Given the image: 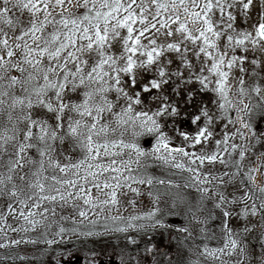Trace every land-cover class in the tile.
Wrapping results in <instances>:
<instances>
[{
	"label": "snow or ice",
	"instance_id": "1",
	"mask_svg": "<svg viewBox=\"0 0 264 264\" xmlns=\"http://www.w3.org/2000/svg\"><path fill=\"white\" fill-rule=\"evenodd\" d=\"M71 3L72 0H69ZM64 4L65 0H0V25L13 33L9 36L4 27H0V198L7 206V213L0 216V234L5 241L0 243V248L22 242L35 244L36 240L9 239L7 231L28 233L38 226L50 228L52 222L48 213L55 216L56 210L44 207L45 204L70 205L85 219L90 210L100 209L103 212L104 207L108 206L118 212L119 189L131 188L132 184H153L150 177L134 175L136 170L132 167L133 164L139 165L140 158L151 155L188 173L186 186L195 187L200 193L196 203L176 194L179 203L186 207L187 223L203 225L195 238L188 226L176 229L187 234L182 243L188 245V254L197 257L190 264H202L201 258L204 261L217 260L225 249L229 250V255L239 249L243 257L245 249L240 246V238L253 229L247 224L242 232L229 228L227 218L232 213L226 210L225 197L220 193H217L219 200L213 202V207L220 209L224 218L221 228L224 232L223 247L209 248L204 244L202 250L197 251L200 245L195 240L209 239L207 225L213 219V211L206 203L212 189L205 186L211 184L212 180L210 174L202 173L201 168L205 162L219 161L235 169L233 173L225 172L224 175L240 176L241 183L247 185L248 191L238 198L244 207L236 213L246 221L249 216L264 218V187L256 183L259 168L244 171V150L239 152V159H224L222 153L231 157L239 147L232 144L229 149L227 135L223 142L216 141L215 151H207L205 142L213 135L208 127L213 116L206 106L193 117V124H198L201 116L207 122L194 136L190 137L188 132H178L173 124L171 132L174 135L178 132L181 144L188 146L173 145V136L168 132L169 121H175L180 116V109L162 94V87L169 83L172 76H183V72H168L160 61L165 46L157 45L155 39H149V44L144 45L142 38H146V33L160 32L161 29L165 30V35L172 36V25H177L176 32L183 39L179 43L167 44L166 49L178 54L183 67H192L186 59L189 51L186 42H191L194 49L198 48L195 51L197 59L203 54L213 61L208 71L219 77L214 90L222 101L219 104L221 118L233 123L228 114L229 109L235 107L228 97L229 73L222 70V66L231 69L237 62L243 63L250 51L254 56L257 51L264 54V8L250 30H240L235 28L237 16L247 23L253 0H151L156 9L151 21L145 15L150 13V6L144 0H83L82 5L77 0V5L86 9L81 16L71 13ZM17 11L20 15L14 16ZM25 13L28 14L26 20L22 18ZM121 30H126L123 37ZM224 36L228 46L221 52L217 42ZM118 38L122 40L119 55L111 51L112 42ZM237 48L245 55L236 56ZM229 50L233 53L230 58ZM85 54H89L87 59L82 58ZM251 62L256 67L260 65L258 59L254 58ZM171 63L172 60H167V64ZM70 64L72 67H69ZM205 67L207 65L201 66V74L196 77L203 88L211 83L203 75ZM241 71L244 69L241 68ZM14 72L18 75H13ZM151 72L155 75L141 85L140 91H135L143 74ZM253 75L257 73L253 72ZM124 76L130 78L129 90L123 83ZM193 76L194 72L189 81ZM243 85L244 81L241 80L239 93L242 96L247 95ZM153 90L155 95H152ZM262 91L264 89L258 84L253 87L252 92L257 97L254 105L240 101L242 107L236 109V121L242 128H251L253 110L264 115ZM142 93L149 95L142 98ZM110 94H114V98L110 99ZM66 112L70 115L65 124ZM49 113L55 114V127L43 118ZM240 135L243 137L244 134L241 132ZM149 136L155 140L150 152L140 143L142 138ZM65 141H70L73 149L78 150L80 158L74 160L68 156V162L62 164L53 157V153L57 143L63 145ZM197 145H204L199 153L189 151ZM29 150L35 151L36 158H27ZM126 153L127 159H124ZM178 156L186 158L187 163L183 159L177 160ZM26 163L30 165V173L19 174ZM17 180L21 183H17ZM157 183L164 184L165 181L159 180ZM167 183L177 189L180 187L172 181ZM93 189L99 195L93 196ZM131 190L139 194L138 189ZM256 192L259 194L256 195ZM101 195L106 198L100 199ZM155 199L158 202L160 198L157 195ZM238 200L234 197L228 203L236 204ZM249 200L252 201L250 206ZM77 201H82L83 206ZM132 203L135 204V201ZM176 206L174 203L173 207ZM201 213H206L203 220L199 216ZM159 214L157 205L152 211L139 215L104 217L111 222L104 225V232L168 227L158 218ZM9 215L23 223L19 227L9 226ZM89 223L95 225L97 221ZM72 224L75 225L76 221L73 220ZM65 233L99 234L91 230L78 233L75 227L65 228L61 225L54 236L62 241ZM44 236V242L48 245L59 242L57 239H47V231ZM135 242L133 239L132 243ZM145 251L146 254H154L155 245ZM261 253L264 255V242ZM58 255L67 258L71 256V251ZM57 264H60L58 258ZM167 264H173L171 257H167ZM237 264H243V258ZM261 264H264V259Z\"/></svg>",
	"mask_w": 264,
	"mask_h": 264
},
{
	"label": "rangeland",
	"instance_id": "2",
	"mask_svg": "<svg viewBox=\"0 0 264 264\" xmlns=\"http://www.w3.org/2000/svg\"><path fill=\"white\" fill-rule=\"evenodd\" d=\"M127 2V0H125ZM139 2V0H138ZM145 4L150 6V13H145L148 16L149 21L152 20V16L155 15L156 9L155 6L151 4V0H144ZM83 4V0H79V5ZM64 7L69 9L71 13L81 16L85 13L86 9L82 6L77 5V0H72V3L69 4V0H65ZM264 8V0H253V5L250 9V14L248 18V22L244 23L241 20V17L238 15L235 28L240 30H250L251 24L258 19V16ZM139 12V9H137ZM67 14V13H66ZM20 13L17 11L14 13V16H19ZM218 16V13H217ZM23 19L28 18V14L25 13L22 17ZM0 27H4L0 25ZM139 27V24H137ZM159 27V25H157ZM177 25H172V30L174 35L167 36L165 35V30L161 29L160 32L154 33H146V38H142V43L144 45L149 44V39H155L157 45L165 46L164 56L160 58L161 63L166 67V70L170 73H174L177 71L183 72V76H172L169 79V83L163 85L162 94L167 96L169 101L173 103L176 107L180 109V116L175 118V121H169V135L173 136V145L174 146H184L187 147V144H181V138L178 135L179 131L188 132L189 136H194L195 133L202 128L207 123L203 116H201V120L198 124H193L192 120L196 114L200 113L201 108L207 107L210 114L213 116L211 124L208 125L209 131L212 132V137L210 140L206 141L207 151L209 153L215 151L216 149V141L220 140L223 142L225 135L229 137L228 147L231 149L232 144H236L239 146L237 151L229 157L226 153H222L224 159H239V152L244 150L246 152V158L244 160V171L247 172L249 168H259V172L256 173V183L259 186L264 187V115L259 114L258 111L253 110V114L251 116V128L245 129L241 127V124L236 121V109L242 107L240 101L242 100L244 104H253V101L257 99L255 93L252 92L253 87L257 84L264 89V54L260 52H256L255 56L250 51L247 53V59L243 61V63L237 62L233 65L231 69H228L226 66H222V70L227 71L229 73L227 80V87L230 89L228 92V97L231 100L232 104L235 105L234 108L229 109V115L231 116L233 123H229L227 118H221L222 109L219 108V104L222 102L220 95L214 89L216 88V81L219 79L218 76L211 74L208 69L211 67L212 60H208L201 54L200 58L197 59L195 56V51L198 48L194 49L191 42H186L189 51L186 53V59L191 62L192 67L187 68L181 65V60L175 52L169 51L166 49V45L169 43H179L183 38L182 36L176 32ZM4 31L8 33L9 36H12V30L4 27ZM126 35V30H121V37ZM112 52L119 55L122 51V40L118 38L113 41ZM218 46L221 52L225 51L228 46V42L226 36L222 37L218 42ZM184 47V44L181 45ZM236 56L245 55L241 49L237 48L235 53ZM89 54H85L82 58L87 59ZM91 55H95L92 53ZM139 56V54H137ZM233 53L229 50L228 57L230 58ZM258 59L260 61L259 67H256L252 64L253 59ZM172 60L171 64H167V60ZM47 63V60H45ZM207 65L204 68L203 75L207 76L211 83L208 84L207 88H203L200 84L199 80L196 78L201 74V66ZM69 67H72L70 64ZM241 68L244 71H241ZM195 73V76L189 81V77L192 73ZM253 72H256L257 75H253ZM13 75H18V73H12ZM155 75L154 72L143 74L142 79L137 84L135 91L141 90V85L147 83L149 79H151ZM123 83L125 84L126 90H129L130 87V78L128 76H124ZM244 81V89L247 95H240V81ZM17 94H20L19 89L16 90ZM147 93H142V98L144 96H148ZM152 95H155V90H153ZM261 95H264V91L261 92ZM75 99V98H74ZM67 97H65V103H67ZM44 111V110H41ZM68 115L70 113L65 114L64 121L67 120ZM52 117L55 118V114L45 116V119L50 122ZM49 119V120H48ZM247 119V118H246ZM56 120V119H55ZM175 124L178 132L174 135L171 132V128ZM243 133V137L240 133ZM22 138V137H21ZM148 143V140L145 142ZM145 150L144 145L142 146ZM204 145H197L195 148H190L189 151H195L199 153ZM224 144H221V149H223ZM63 153H55L54 158L59 159L60 162L67 163V157L72 156L73 159L80 158L78 154L73 151L67 149L64 150ZM146 151H151L147 149ZM68 152V153H67ZM65 155V156H64ZM28 157V152H27ZM127 159V153L123 157ZM107 159V158H105ZM143 157L140 158L139 165L133 164L132 167L136 170L134 175L137 176H146L153 179V184L151 186L147 184H132L131 188L138 189L139 194L133 192L131 188L124 187L118 190V200H119V211H115L111 206L104 207L103 212L100 209H94L89 211L88 218H82L78 215L77 211L73 209L70 205H66L61 207L59 204H45L44 207L55 208L56 215L52 216L51 212L48 213L50 220L52 222V226L48 229L44 227H37L35 231H29L28 233L23 232H12L7 231V236L9 239H28V240H36L37 242L46 244L44 233L47 231V239H57L59 242L61 241L59 237H55L54 234L58 231L59 226H64L65 228L75 227L77 232H87L89 230L94 233H99L98 235L107 234L104 232V225L106 223H111L110 221H106L104 217L119 215L124 217H129L133 215L143 214L149 211H152L154 207L158 205L160 209V214L158 216L168 228L171 227L172 230H175V233L180 238H185L187 236L186 233L179 232L176 229L182 228L184 226H188L193 231V238L197 237L200 233L201 224H184L181 227L170 224L171 213H175L174 203L176 204V200L170 196L169 191L165 188L164 184H159L155 180V178L149 173V168L144 171L145 165L143 164ZM187 163L186 158L177 157V160H181ZM146 168V167H145ZM201 171L203 174H210V179L212 183L209 185H205L212 189L209 192L208 196L210 199L206 202L207 207L211 208L213 211V219H211L207 225V232L209 234V239L206 240H195L196 244L200 245V249L202 250L204 244H207L209 248H222L224 243V232L221 231L222 222L224 220L222 216V212L220 209H216L213 207V202L219 200V196L217 193L223 194L226 200L225 208L232 213V216L227 218V223L229 228H231L234 232H242L245 224L248 225L249 228L253 230L246 234L244 237L240 238V246L244 247L245 255L242 257L239 249L233 255L228 254V249L224 250V254L220 255L217 260H208L204 261L201 258L202 264H237V261L243 258V264H261V260L264 259V255L261 253V244L264 242V218L260 216L251 217L249 216L246 221L243 217H238L236 215L237 212H240L244 204L239 202L238 198L243 196L246 191H248L247 185L241 183L240 176H225L224 173L228 172L229 174L235 171L232 167H226L224 164L219 163V161L215 163H208L202 166ZM28 173L23 169V172L19 174ZM57 175L60 174L57 172ZM221 178L223 182L221 183ZM168 186H172L170 184H166ZM255 191V190H253ZM93 196L99 195L96 189L92 190ZM259 193L256 192V195ZM159 196V201L157 202L155 197ZM237 198L238 202L236 204L228 203L233 198ZM103 195L100 196V199H105ZM135 201V204L132 203ZM78 204L82 205V201H77ZM252 203L251 200L248 201V205L250 206ZM42 210V209H41ZM96 214H93V213ZM7 213V206L3 198H0V216ZM200 219L203 220L206 216V213L199 214ZM63 217V219H62ZM40 217L38 216L37 219ZM75 220L76 224L73 225L72 221ZM97 221L95 225L89 223V221ZM23 223L22 220H14L12 216H8L7 224L11 227H19ZM143 223V222H139ZM159 228V227H157ZM96 231V232H95ZM136 231V229H130L129 232ZM139 231V230H138ZM119 232H110L108 234H114ZM77 235H72L71 233H65L63 240L72 239L77 237ZM170 237L173 235L170 233ZM168 237V240L170 239ZM62 240V241H63ZM4 236L0 234V243H3ZM31 243H20L19 245H11L7 248H0V264H26L21 261H29L34 264H57V258L59 259L60 264H86L85 260L88 259L87 256H82L79 254H71L69 257H65L64 255H58L60 253H51L44 256H35L28 254L25 246H28ZM109 248V247H107ZM106 248H98L96 252H94L93 256L90 258V264H119L118 260L114 259V256L109 255L107 253ZM4 250H10L11 252L7 253V255H1ZM174 251L175 248L173 249ZM107 253V254H106ZM58 255V257H57ZM28 258V259H26ZM111 258V259H110ZM197 259L196 256L191 255L190 260Z\"/></svg>",
	"mask_w": 264,
	"mask_h": 264
},
{
	"label": "trees",
	"instance_id": "3",
	"mask_svg": "<svg viewBox=\"0 0 264 264\" xmlns=\"http://www.w3.org/2000/svg\"><path fill=\"white\" fill-rule=\"evenodd\" d=\"M109 98H114V94H110ZM253 103L256 104L257 99H255ZM48 115H53V113H49ZM43 118L45 119V116ZM66 121L67 120L64 121L65 124ZM48 123L55 127L57 121L54 117H52L51 121ZM34 131L37 130L34 129ZM147 140L148 143H145ZM140 143L141 146L144 145L147 150L152 147V145L155 143V140L153 137L149 136L142 138ZM67 146L69 147L70 151H73L79 156L78 150L73 149L70 141H65L63 145L57 143L56 151L53 153V156L55 153L65 152L64 150L67 149ZM27 158H36L35 151L29 150ZM143 158V164L146 167H144V171L149 168V173L155 178L156 181L164 180L165 188L167 191H169L170 196L176 200L177 206L174 207L175 213H171L170 215V224L179 227L187 224V221L185 220L186 207L179 203L178 199L176 198V194H178L179 197L187 198L193 203H196L200 196V193L197 192L195 187L186 186L185 180L188 176V173L183 172L180 169H176L170 164H165L162 160L157 159L155 156L150 155ZM24 169L26 172L30 173V165L27 163L25 164ZM27 178L28 177H26V179ZM168 181H172L174 184H179L180 187L178 189L173 186L167 187L166 184H168ZM17 183L21 182L17 180ZM170 233L173 235V237H170ZM168 237H170L169 240ZM133 239L136 241L135 243H132ZM183 241L184 238H180L175 233V230L171 229V227H159L154 230H136L114 234L107 233L104 235H78L75 238L63 240L53 245H45L40 242H36L35 244L31 243L28 246H25L23 249L33 257L44 256V258L47 257L46 255L51 253H67L68 251H71V254L73 253L87 256L88 259L85 260L86 264H90V258L93 256L94 252H96L98 248L103 247L106 248L105 250H107L109 255L114 256V259L119 261V264H167V257L172 258L173 264H190L191 255L186 252L188 245L186 243H182ZM152 245H155L156 252L154 254H146L145 250ZM174 248L176 251L173 250ZM9 252L11 251L4 250L1 255H7ZM21 262L26 264H34L27 260Z\"/></svg>",
	"mask_w": 264,
	"mask_h": 264
}]
</instances>
